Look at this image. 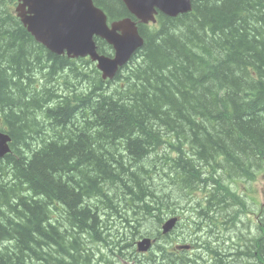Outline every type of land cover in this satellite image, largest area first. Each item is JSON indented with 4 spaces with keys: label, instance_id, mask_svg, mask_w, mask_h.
Returning <instances> with one entry per match:
<instances>
[{
    "label": "trees",
    "instance_id": "16d2710c",
    "mask_svg": "<svg viewBox=\"0 0 264 264\" xmlns=\"http://www.w3.org/2000/svg\"><path fill=\"white\" fill-rule=\"evenodd\" d=\"M94 2L110 21L130 17L122 0ZM139 28L144 45L104 80L92 61L36 42L0 0V132L12 137L0 264H110L97 244L120 257L148 237L157 243L141 264H264L253 190L264 175V0H192L189 13ZM172 218L188 228L180 245L163 229Z\"/></svg>",
    "mask_w": 264,
    "mask_h": 264
},
{
    "label": "water",
    "instance_id": "95a60500",
    "mask_svg": "<svg viewBox=\"0 0 264 264\" xmlns=\"http://www.w3.org/2000/svg\"><path fill=\"white\" fill-rule=\"evenodd\" d=\"M136 19L109 22L107 13L94 0H18L17 16L36 42L56 55L90 58L103 78L113 80L120 69L144 45L138 23L156 22V15L176 18L192 10V0H122ZM97 38L112 46L113 56L98 51ZM12 137L0 132V159L11 152ZM176 220H168L163 229L169 232ZM147 251L150 239L138 244Z\"/></svg>",
    "mask_w": 264,
    "mask_h": 264
},
{
    "label": "rangeland",
    "instance_id": "374dc122",
    "mask_svg": "<svg viewBox=\"0 0 264 264\" xmlns=\"http://www.w3.org/2000/svg\"><path fill=\"white\" fill-rule=\"evenodd\" d=\"M154 24H156V22L155 23H152V25H154ZM57 82L58 83H61L62 82V80L61 79H58L57 80ZM235 187L237 188V190L238 191H240L241 189H243V186H241V185H239V184H236L235 185ZM234 187V188H235ZM253 190H254V194L256 195V197L255 198H257V200H258V204L259 205H261L260 207H264V193H263V191H264V175H262V176H260L256 181H255V183L253 184ZM236 191V190H235ZM171 203H175V202H171ZM174 207V206H173ZM239 208H241V209H243L244 208V210H242V212L240 213L241 214V216L243 217V219H244V222L245 221H248L249 222V218L250 217H254V215H253V213H252V211H250V210H248V211H246L247 209H249V207H246V205H244L243 203L241 204V205H239ZM255 208H256V206H255ZM255 210H257V209H255ZM54 216H56V217H58V218H60L61 216H62V213H61V210L59 209V211H58V213L57 214H53ZM257 221V220H256ZM113 222V221H112ZM120 223V221H118V224ZM111 223H109V225H110ZM259 228H261L262 230H263V226H261V225H257ZM175 227H177V226H175ZM223 228V227H222ZM183 230V233H182V235H186V239L187 238H189V235H188V228L186 227V225H185V223H184V225L182 226V229H177V228H175V230H173L172 232H174L175 231V233L173 234V242L175 243L176 242V244L177 245H180V244H178L177 243V241H179V239H181L182 237V235L180 236V237H178V235H177V233L179 232V231H182ZM249 230L247 229V228H242V234L241 235H244V234H246L247 232H248ZM168 233V232H167ZM202 233V232H201ZM200 233V234H201ZM218 233V235H219V232H217ZM108 235H110L111 234V236H109V237H114L115 235H117L118 234V231L115 229V228H113V230H111V232H108L107 233ZM179 235H180V233H179ZM229 235V234H228ZM235 236H237V235H235ZM228 237V236H227ZM149 239H151L152 241H153V244H156L157 243V241L155 240V238H150V237H148ZM94 240H93V238H89V243H87V244H85L86 245V247H90V245L92 244V242H93ZM162 245H164V244H161V246ZM188 245H190V247L189 248H187L186 246H183L182 248H184V249H186L187 251H188V253H190V250H193V245L189 242L188 243ZM227 245V244H226ZM225 245V246H226ZM97 247H96V250L98 249L100 252H103L105 255L106 254H108L109 255V257H110V260H111V262H110V264H129V263H131V264H141V261H143V259H145L146 257H148L147 255H148V252H149V250H150V248L147 250V251H144V252H142V251H140V252H142V253H145V254H141V253H139V251H137L136 250V247H133V249H128V250H119L118 251V249H116L119 253H120V257H117V256H113V253H112V251H111V246L110 245H105V244H97L96 245ZM138 246V245H137ZM159 247V246H158ZM228 247V245L226 246V247H224L223 246V249L225 250L226 248ZM184 251V250H183ZM112 254V255H111ZM127 255H128V257H127ZM141 256V257H140ZM144 256V257H143ZM207 256H208V254H207ZM127 257V258H126ZM153 257L154 258H157V256L153 253ZM191 257L193 258L194 257V255L192 256L191 255ZM133 262V263H132ZM135 262V263H134ZM79 263H83L82 261H80ZM103 263V262H102Z\"/></svg>",
    "mask_w": 264,
    "mask_h": 264
},
{
    "label": "flooded vegetation",
    "instance_id": "af4514ba",
    "mask_svg": "<svg viewBox=\"0 0 264 264\" xmlns=\"http://www.w3.org/2000/svg\"><path fill=\"white\" fill-rule=\"evenodd\" d=\"M4 4L10 6V5H14L17 4V0H7L6 2L2 1ZM144 254V253H141ZM133 263V262H132ZM135 263V262H134Z\"/></svg>",
    "mask_w": 264,
    "mask_h": 264
},
{
    "label": "bare ground",
    "instance_id": "6f19581e",
    "mask_svg": "<svg viewBox=\"0 0 264 264\" xmlns=\"http://www.w3.org/2000/svg\"><path fill=\"white\" fill-rule=\"evenodd\" d=\"M175 226H176V223H175V225L172 227V229L170 230V232L173 231V230L176 228ZM145 239H149V238H145ZM150 240H151V239H150ZM151 241H152V240H151ZM152 242H153V241H152ZM139 253H142V252H139Z\"/></svg>",
    "mask_w": 264,
    "mask_h": 264
}]
</instances>
